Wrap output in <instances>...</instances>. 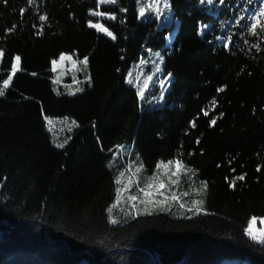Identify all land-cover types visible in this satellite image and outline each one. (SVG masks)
Instances as JSON below:
<instances>
[{
  "label": "trees",
  "instance_id": "1",
  "mask_svg": "<svg viewBox=\"0 0 264 264\" xmlns=\"http://www.w3.org/2000/svg\"><path fill=\"white\" fill-rule=\"evenodd\" d=\"M150 3L118 0L97 9V0L0 2L5 51L0 82L16 55L23 69L0 97V264H157L144 248L155 250L163 264H177L189 250L185 264H264V245L245 232L251 216L264 217V41L248 32L249 17L264 0L214 6L168 0L170 11L160 0L159 18L146 7ZM22 9H27L23 15ZM90 10L117 19L93 17ZM45 13L49 20L37 35L33 25ZM90 19L105 24L117 39L88 27ZM205 24L210 27L201 34ZM229 34L230 49L220 42ZM256 43L261 50L252 47ZM73 50L80 59L89 57L88 69L77 72V79L91 75V85L81 83L85 91L74 96L64 87L72 84L71 68L60 85H53L56 74L50 71L52 59ZM156 53L163 57L162 70L141 100L128 73L142 70L143 80L158 60ZM141 60L149 62L141 66ZM161 76L171 79L166 103L148 108ZM221 87L225 90L218 92ZM213 98L215 111L206 117L201 110ZM219 113L223 117L210 127ZM45 116L54 120L51 131ZM64 117L79 127L68 131ZM65 139L63 149L55 146ZM180 154L198 170L193 187L208 182L206 196L183 199L203 198L205 211L194 214L170 204L168 210L146 213L137 205L136 215L122 201L120 207L131 215L118 207L111 215L120 223L112 224L107 209L115 201L119 171L142 161L143 174L152 175L158 161ZM244 173V181L229 187L225 177L230 181ZM188 189L182 177L174 190ZM134 192L133 187L123 195Z\"/></svg>",
  "mask_w": 264,
  "mask_h": 264
},
{
  "label": "snow or ice",
  "instance_id": "2",
  "mask_svg": "<svg viewBox=\"0 0 264 264\" xmlns=\"http://www.w3.org/2000/svg\"><path fill=\"white\" fill-rule=\"evenodd\" d=\"M0 2L7 4L8 0H0ZM224 4L226 0H200L202 4L215 5L216 3ZM36 3V0H28L29 6ZM118 0H97V9L101 5H116ZM147 8L153 9L157 15V18L161 15L160 10V0H152V3L146 5ZM164 7L169 9L170 4L168 0H164ZM27 11V9H22L21 14ZM121 11H127L126 9H121ZM90 15L93 17H106L108 20H116L117 16L115 14H109L105 11L100 10H90ZM139 15L144 17L145 15V7H141L139 9ZM41 22L39 25H33L34 28H37V35H42L46 22L49 20L48 15L41 14L38 17ZM244 19L241 16L236 23L239 24ZM249 19L252 23L248 26V32L251 36L257 37L260 41H264V6H261L256 12H254ZM15 25L13 28L8 29L9 32L15 31ZM88 27L96 29L97 32H101L106 36L110 37L112 40H116V35L109 30L103 23H94L91 19L88 21ZM210 26L205 24L201 28V34H203ZM220 42L224 48L230 49L233 44V35L229 34L220 39ZM247 43V41H245ZM256 50H261L260 43H256L252 45ZM76 59H73V57ZM5 57V51L0 49V62L3 61ZM156 57H158L157 61H153V70L150 74H147L146 77L141 80V76L144 75L143 71L137 75H134L131 71L128 73L127 82L129 84H135L139 91L138 96L141 100L145 98V91L149 88V82L155 83L153 77L156 76L157 73L161 72V65L164 63L163 57L160 53H156ZM149 61L141 60L140 65L144 66L148 64ZM51 68L50 71L55 73L56 75L52 78L53 85H60L62 83L63 77L68 73V66L71 68L72 72V84L64 85L67 90L68 95H76L78 93H82L85 91L83 87L79 85L83 82H87L89 86L91 85V75L84 77V81L77 79L76 73L84 71L88 69L89 66V57L84 56L82 59L79 58L78 52L73 50L71 54L69 53H60L58 58H54L51 60ZM81 66V67H78ZM23 71L21 67V57L16 55L13 58V62L10 65V71L7 74L6 78L0 82V97H4L9 89L13 87V79L16 77L17 73ZM119 71V70H118ZM32 75H36V73H32ZM170 75V74H169ZM161 85L165 83V81H160ZM73 85H76L73 88ZM224 87L219 88L218 92H223ZM57 95H62L61 91L58 88H54ZM163 99V96H161ZM217 102L215 98L210 101V104L207 108L202 109L204 116H209L210 112L215 111V107ZM223 117V113H219L218 116H213V118L209 121V126L214 127L217 124V120ZM47 125H49V130L51 131V126L54 124V120L50 117L45 116ZM64 123H68V131H71L73 127H79L78 123L75 120H71L69 123V118H63ZM190 126L192 128L196 127L195 119L190 121ZM68 143V139H65L63 143H56L55 146L57 148L63 149L65 145ZM199 143V140H197ZM118 149H122V145L117 146ZM118 154V153H117ZM193 153H189L191 155ZM182 154L177 155L176 157L169 159L167 161L160 160L157 162L156 168L154 169L152 175H144V166L142 161L138 164L136 161H130L128 166L123 170L119 171L118 175L115 178L116 188V197L114 203L107 209L110 214V222L112 224L120 223L119 219L113 217L111 214L113 210L116 208H120L121 212H125L126 215H131L130 211H126L125 208L120 207L122 201L125 204L130 206V209L135 210L136 215L140 214V208L137 206V202L140 205L144 206V211L147 213L149 207H157L164 206L165 210H168V206L170 204H177L180 208H186L187 211L193 212L194 214H200L202 211H205L203 208L204 199H190L184 200L183 198L190 197V195H195L198 197H204L208 191V182L204 180H200V187H193V178L197 176L198 170L188 166L185 161L181 158ZM139 158L137 157V160ZM231 163V161H229ZM133 165L135 167L133 168ZM261 167H257V171H260ZM233 172L235 169L232 170ZM246 173L234 176L230 181L228 177H225V180L229 182V187L235 188L237 181H244L246 177ZM126 177V182H125ZM182 177H187L189 182V189L184 190L182 192H178L174 189H179L182 181ZM135 188V192L129 194L127 196L123 195L124 193H131V190ZM264 225V217H257L255 215L251 216L248 221V226L245 229L247 235L255 242L264 245V227L257 228V221Z\"/></svg>",
  "mask_w": 264,
  "mask_h": 264
},
{
  "label": "rangeland",
  "instance_id": "3",
  "mask_svg": "<svg viewBox=\"0 0 264 264\" xmlns=\"http://www.w3.org/2000/svg\"><path fill=\"white\" fill-rule=\"evenodd\" d=\"M209 6H214V5H209ZM69 68H70V66L68 67V69ZM161 70H162V68H161ZM154 78H158L157 75L154 76ZM166 80H168L167 83H166ZM160 81H165V83L163 84V86L160 83V89L156 92V94H153L149 100H147V107L148 108H157V107H160L166 103L165 96H166V94L170 88L171 79H170V77H162L161 76ZM159 91H161V95L159 98H157V93ZM161 96H163V99H161ZM137 205H140V204L137 203ZM161 208H163V206H157V207H151L150 206L149 207V209H152V210L153 209L160 210ZM256 227L261 228V227H264V225H262L258 220Z\"/></svg>",
  "mask_w": 264,
  "mask_h": 264
},
{
  "label": "water",
  "instance_id": "4",
  "mask_svg": "<svg viewBox=\"0 0 264 264\" xmlns=\"http://www.w3.org/2000/svg\"><path fill=\"white\" fill-rule=\"evenodd\" d=\"M228 240L232 241L233 244H234L235 246H237L236 243L232 240V238H228ZM143 250L148 251V252L153 256V258L155 259V261L157 262V264H163V263L159 260V257H158V255H157V253H156L155 250H153V249H151V248H144ZM126 251H127V250H126ZM86 253H88V252H86ZM189 255H190V250H189L188 254L183 258V260H181V261L178 262L177 264H185V263L188 261V259H189Z\"/></svg>",
  "mask_w": 264,
  "mask_h": 264
}]
</instances>
